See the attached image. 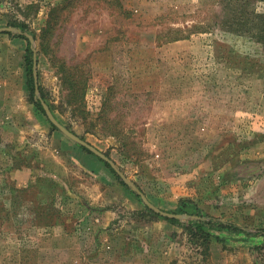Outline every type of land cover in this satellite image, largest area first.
<instances>
[{"label": "rangeland", "instance_id": "rangeland-1", "mask_svg": "<svg viewBox=\"0 0 264 264\" xmlns=\"http://www.w3.org/2000/svg\"><path fill=\"white\" fill-rule=\"evenodd\" d=\"M4 26L36 63L0 32V264H264V0H0Z\"/></svg>", "mask_w": 264, "mask_h": 264}, {"label": "trees", "instance_id": "trees-1", "mask_svg": "<svg viewBox=\"0 0 264 264\" xmlns=\"http://www.w3.org/2000/svg\"><path fill=\"white\" fill-rule=\"evenodd\" d=\"M26 51L27 53L25 55V64H26L27 70L30 71L31 64H32V50H31V47L29 46V43L27 44ZM36 105L41 109L42 112H44L43 107L40 105V103L36 102ZM82 147L86 149L87 151L91 152L85 146H82ZM102 161H104L105 164L112 170V172L119 178V180L122 183H124V181L115 172V170L111 167V165L103 159ZM187 206L191 207V210L188 212L186 210ZM177 212H184V213L190 214L191 216L189 218V221H190L189 226L192 227L193 233L198 234L199 236L203 238L213 237L216 241L221 242L224 240V237L227 233H243V234L249 235V233L246 232V230L241 225H238L235 222H232L230 220L221 219V218L214 217V216H207V215L205 216L201 208H199V206H197L192 201H181L178 204ZM167 219L170 220L171 222H175V219H172V218H167ZM216 230H218V233L215 232Z\"/></svg>", "mask_w": 264, "mask_h": 264}, {"label": "water", "instance_id": "water-1", "mask_svg": "<svg viewBox=\"0 0 264 264\" xmlns=\"http://www.w3.org/2000/svg\"><path fill=\"white\" fill-rule=\"evenodd\" d=\"M2 31H17L19 34H22L24 36H26L30 42V47L31 50L33 51V64L35 66L36 63V59H35V50L32 46V42L34 40L32 34L30 33H26L21 31L20 29H15L14 27L11 26H4V27H0V32ZM34 87H35V92L38 93V82H37V75L36 72L34 71ZM39 100L41 102V105L44 109V112L46 114V116L48 117V119L59 129L61 130L63 133H65L67 136H69L70 138H72L74 141H76L77 143L81 144L82 146H85L86 148H88L91 152H93L94 154H96L97 156H99L100 158H102L103 160L107 161L111 167L115 170V172L121 177V179L129 184L130 186H132V188L135 189V191L140 195L141 199L152 209H154L155 211L161 213L162 215L168 216V217H178V214L175 213H171V212H167L164 210H161L160 208L154 206L153 204H151L149 202V200L146 198V196L143 194V192L139 189H137L134 184L132 182H130L125 176L124 174L115 166L114 162L102 151H100L99 149H97L96 147H94L92 144L88 143L87 141H85L84 139H82L80 136H78L77 134H75L74 132H72L71 130H69L66 126H64L51 112L48 104L40 97Z\"/></svg>", "mask_w": 264, "mask_h": 264}]
</instances>
